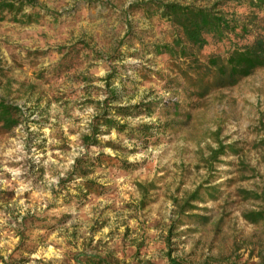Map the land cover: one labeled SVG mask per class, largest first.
Returning <instances> with one entry per match:
<instances>
[{"label":"rangeland","instance_id":"374dc122","mask_svg":"<svg viewBox=\"0 0 264 264\" xmlns=\"http://www.w3.org/2000/svg\"><path fill=\"white\" fill-rule=\"evenodd\" d=\"M34 1L24 13L37 20L6 14L0 22V97L23 110L19 126H0V264H170L169 255L185 264H264V224L243 219L260 204L237 192L257 191L264 179V69L223 89L209 88L214 75L205 70L185 79L168 56L145 52L178 31L156 9L135 6L223 3L225 12L257 17L249 42L264 32V9L224 0ZM229 46L207 47L200 58ZM109 75L117 77L111 88ZM112 90L121 94L114 106L163 102L151 117H115L151 126L152 138L112 131L103 140L115 149L85 145ZM218 142L236 143L241 154H228L211 177L205 160ZM101 153L109 166L75 174L77 160ZM209 179L220 192L193 214L210 221L185 218L169 243L178 205ZM87 181L99 190L84 196Z\"/></svg>","mask_w":264,"mask_h":264},{"label":"trees","instance_id":"16d2710c","mask_svg":"<svg viewBox=\"0 0 264 264\" xmlns=\"http://www.w3.org/2000/svg\"><path fill=\"white\" fill-rule=\"evenodd\" d=\"M225 3L232 2L237 5L248 4L252 9H264V0H224ZM34 0H0V22L5 19L6 14L14 16V19L21 21L28 19V22L37 20L40 14H26L25 8H36ZM149 12L152 8L156 9V15L161 20L168 22L172 28L178 31L172 42L165 45H155L145 51L148 54L166 55L170 58L175 67L179 70V76L189 78L192 73L200 74L202 71L214 75V81L211 87L214 89H223L237 85L243 79L253 76L259 70L264 69V32L256 34L253 41H247L246 37L253 36V28L256 27L257 17L251 18L249 15H239L237 13H228L222 10L223 3H218L213 7H197L194 5H183L179 3H161L156 1L147 2L135 6V8ZM21 15L23 19L17 17ZM254 13H251V16ZM235 36L238 42H233L230 36ZM228 41L224 54H210L204 61L200 58V53L207 47L216 46ZM116 75H109L106 78L107 87L113 86ZM202 81V79H201ZM209 93L203 90L198 93L204 97ZM121 101V94L118 91H110V96L106 99V106L96 116L91 124V132L83 138L88 147L103 148L104 146L115 149L111 142L103 140V136L112 131L125 135L128 139L137 138L139 140H148L152 138L149 125H140L138 128H131L128 124H122L115 117L126 118L139 114L152 116L156 108H160L163 102H154L147 104H137L134 106H114L113 104ZM23 116V110L19 106L10 104L6 99L0 97V126L6 132H9L20 125ZM264 146V139L259 143ZM228 154L239 156L241 150L237 149V144H225L218 142L217 148L210 151L205 160V166L209 174L214 176L217 172V165H224L223 158ZM108 161L111 158L99 154L93 158L79 159L76 164L75 174L87 178L92 172L91 168L97 166H109L104 159ZM246 180V178H243ZM217 182V180H216ZM84 196L95 193L99 186L95 182H85L82 184ZM142 190H145L140 185ZM220 185L215 186L211 179L201 184L187 199L178 205V211L175 215L178 219L174 221L173 227L169 231L167 241L170 243V237L173 236V230L177 227L185 226L190 223L204 224L210 221L209 217L194 215L198 210H203L197 204L204 203L205 198H216L220 192ZM102 190V189H101ZM238 196L243 201H254L260 204V209L248 211L243 214V219L250 225L264 224V179L262 186L257 191L239 189ZM143 195L146 193L143 191ZM144 197V196H143ZM205 210V209H204ZM189 218L190 220H184ZM170 264H185L182 261L173 259L169 255ZM89 264H116L108 259L98 258L96 261H90Z\"/></svg>","mask_w":264,"mask_h":264}]
</instances>
